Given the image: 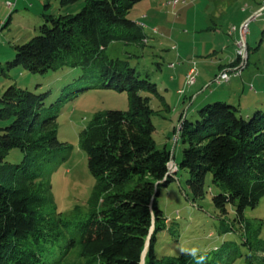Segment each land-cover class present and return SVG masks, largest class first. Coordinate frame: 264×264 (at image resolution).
<instances>
[{"label":"trees","instance_id":"trees-1","mask_svg":"<svg viewBox=\"0 0 264 264\" xmlns=\"http://www.w3.org/2000/svg\"><path fill=\"white\" fill-rule=\"evenodd\" d=\"M79 1L76 13L44 14L40 33L15 45L13 59L0 72L21 67L44 74L78 67L79 78L100 79L94 87L126 90L129 106L95 112L78 132L79 148L87 155L95 182L87 211L74 208L65 216L57 211L50 180L72 150L57 136L61 99L47 105L49 92L13 84L4 89L0 119L8 123L0 128V264H79L68 258L71 252L85 264H141L148 239L144 264H218L206 253L157 255L158 233L170 230L158 194L185 171L195 203L204 198L210 174L218 189L212 202L219 214H226L231 204L233 223L247 229L245 208L255 207L264 196V103L245 113L238 103L217 99L198 108L192 119L182 113L176 137L184 147L176 169L170 170L174 153L154 140L152 116L157 110L149 102L155 96L167 109L168 103L157 84L142 77L127 59L107 53L114 41L144 44L142 26L127 16L141 0L59 3L66 7ZM14 147L23 153L21 163L5 161ZM56 155L60 157L47 167ZM234 224L223 232L235 229ZM257 240L251 245L244 238L243 243L255 249V263L264 264V240Z\"/></svg>","mask_w":264,"mask_h":264},{"label":"rangeland","instance_id":"rangeland-1","mask_svg":"<svg viewBox=\"0 0 264 264\" xmlns=\"http://www.w3.org/2000/svg\"><path fill=\"white\" fill-rule=\"evenodd\" d=\"M1 1L4 9L0 11L5 14L4 23L0 22V69L13 59L15 45L25 43L40 33L39 26L44 22V14L57 16L65 12L76 13L82 6L81 1L61 7L59 0H44L40 3L38 0H26L24 5L15 8L14 5L8 7L7 2L11 0ZM172 1L141 0L134 4L127 16L142 26L146 35L144 44L114 41L107 47V53L112 57L127 59L142 77L157 84L170 108L167 109L160 99L151 96L149 104L157 110L152 116L155 126L153 137L158 147L166 146L174 153V161L178 164L184 147L181 139L176 137L179 114L184 112L192 96L198 98L187 108L188 119H192L196 110L204 104L230 95L232 85L209 83L219 72V60L226 61L227 53H232L233 49L235 57L232 43L237 31L231 29L239 26L241 8L252 0H192L191 5L179 2L176 7H173ZM12 2L15 3V0ZM260 5L254 11L247 9L243 16L250 18ZM11 12L12 16L8 17ZM247 42L250 54L248 67L241 75L244 80L247 78L245 95L241 101L245 104V96L248 95L250 98L247 103L250 106H262L264 92H250L249 82L251 77L264 76V12L263 16L250 21ZM257 44L260 47L255 49ZM193 65L198 71L197 82L188 86L185 74L188 67ZM80 74L81 69L78 67H63L44 74L32 73L21 67L8 69L7 74L0 72V97L4 89L13 84L35 92H49L47 105L61 99L62 105L56 119L57 136L60 141L70 144L72 150L68 158L52 172L50 180L57 211L65 216L74 208L78 213L87 211L95 182L87 165V155L79 148L78 132L95 112L126 110L129 106L126 90L94 87L99 78L81 79ZM236 81L240 82V78ZM236 81L232 79V82ZM179 89L183 92L179 93ZM241 94L234 97L236 100H226L238 103ZM7 123L0 119V128ZM58 157L60 155L54 156L47 167H51ZM22 160L23 153L16 147L10 149L5 158V161L13 164L21 163ZM31 162L26 160L25 164ZM187 177V172L180 171L167 186L160 188L158 206L167 217L170 230L158 233L157 255H178L187 251L193 254L206 253L209 259H214L218 264H256L255 249L250 244H244L243 239L249 238L251 245L257 239L264 240V196L255 207L245 208L243 214L249 225L247 229L240 230L238 224L233 223L236 213L231 204H228V212L224 215H220L214 206L212 195L218 189L213 185L211 175L207 176L204 198L195 203L191 200V191L186 184ZM229 224H234L237 230L233 228L223 232V228ZM68 258L79 264H85L86 261L77 257L75 252H71ZM90 264L98 263L93 260Z\"/></svg>","mask_w":264,"mask_h":264},{"label":"crops","instance_id":"crops-1","mask_svg":"<svg viewBox=\"0 0 264 264\" xmlns=\"http://www.w3.org/2000/svg\"><path fill=\"white\" fill-rule=\"evenodd\" d=\"M25 1L26 0H15V3L13 4L14 6H15V8L16 7H18L19 5H21V4H25ZM39 1V3H40V1H44V0H38ZM192 0H185V1H183V0H179L176 4H173V1H172V5H173V7H176L177 5H178V3L179 2H181V3H183V4H186V5H191V2ZM262 1L263 0H252V2H248V4H245L244 5V7H242L241 8V19H240V21H239V23L240 22H242L243 20H245L246 19V16H243V13H245L246 11H247V9H250L251 11L253 10H255L261 3H262ZM10 2H12V0L10 1ZM32 6H34V4H32ZM2 9H4V3L0 0V10H2ZM6 11V10H5ZM4 14H5V12L3 13L2 11H0V22H2L3 21V23H4V20H3V17H4ZM12 14H13V12H11V14H9V16L8 17H10V16H12ZM240 14V13H239ZM231 34V33H230ZM249 45V44H248ZM232 46H233V48H235L234 47V38H233V43H232ZM225 47V50H227V45H225L224 46ZM260 47V44H257V47L255 48V49H258ZM249 48H250V46H249ZM234 49H233V51H232V53H227V60L226 61H223L222 59H220L219 60V63H218V68H219V71L220 70H222V69H224L226 66H227V64L229 63V62H231L235 57H234ZM191 67V66H190ZM190 67H188V69L186 70V74H187V72L189 71V69H190ZM248 67V66H247ZM246 67V68H247ZM245 68V69H246ZM186 74H185V77H186ZM217 74V73H216ZM215 74V75H216ZM262 75V74H261ZM255 76V78H252L251 77V80H250V82H249V91L250 92H255L256 94H259V93H261V92H264V76ZM240 78V82H238V81H236L237 79H239ZM232 79L233 80H235L236 82H232ZM229 82H227L229 85H232V88L230 89L231 90V93L229 92V94L230 95H228V97H225V96H221V97H219L220 99H234V97H236V96H238L239 95V93H242L240 96V98L237 100L238 101V105H239V107L243 110V108L244 109H246V111H245V113H249V112H251V110H252V108H253V106L251 105H249V103H247V101H248V99L250 98L248 95H247V97L245 96V99H247L245 102V104L244 103H242V101H241V99H242V97H243V95H245V81L247 80V78H245V80H244V78L242 77V76H240V77H236V78H232ZM197 82V81H196ZM196 82H194L192 85H195L196 84ZM255 82H257V86L255 85ZM210 84V83H209ZM191 85V86H192ZM180 90V89H179ZM179 92V91H178ZM180 93V92H179ZM213 93V92H212ZM190 96V95H189ZM186 97V96H185ZM195 96H192L190 99H189V104L187 105V107L185 108V110H184V112H183V114H185V115H187V108L190 106V104H191V102L194 100H197V98L198 97H195ZM186 100H187V98H186ZM234 100H236V99H234ZM184 101V100H183ZM255 106V105H254ZM170 108V105H168V109ZM182 113H180L179 114V117H180V115H181Z\"/></svg>","mask_w":264,"mask_h":264},{"label":"built area","instance_id":"built-area-1","mask_svg":"<svg viewBox=\"0 0 264 264\" xmlns=\"http://www.w3.org/2000/svg\"><path fill=\"white\" fill-rule=\"evenodd\" d=\"M179 0H174L173 4H176ZM185 1V0H183ZM8 7L13 6V2H7ZM264 12V0L262 1L260 8L250 17L242 22L239 26H233L231 31H237V37L234 38V47H235V58L232 60L234 64H227V66L220 70L211 80L210 84L221 85L223 83L229 82L232 78L240 77L245 68L249 63V45L247 42V34L249 32L250 21L258 17L263 16ZM231 61V62H232ZM230 63V62H229ZM195 64V63H194ZM198 71L195 65L191 66L189 71L186 74L185 83L188 85V82H196V76ZM179 92H183L179 90Z\"/></svg>","mask_w":264,"mask_h":264},{"label":"bare ground","instance_id":"bare-ground-1","mask_svg":"<svg viewBox=\"0 0 264 264\" xmlns=\"http://www.w3.org/2000/svg\"><path fill=\"white\" fill-rule=\"evenodd\" d=\"M174 1V0H173ZM194 82H188V86H191ZM169 169L170 170H175L176 169V163L174 162V160H170L169 162Z\"/></svg>","mask_w":264,"mask_h":264},{"label":"water","instance_id":"water-1","mask_svg":"<svg viewBox=\"0 0 264 264\" xmlns=\"http://www.w3.org/2000/svg\"><path fill=\"white\" fill-rule=\"evenodd\" d=\"M148 241H149V239L147 240L146 247H147V245H148ZM146 247H145V249H144V251H143V253H142V261H141V264H144V260H143V258H144L145 252H146Z\"/></svg>","mask_w":264,"mask_h":264}]
</instances>
